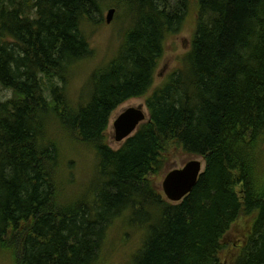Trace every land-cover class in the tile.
<instances>
[{
	"label": "trees",
	"instance_id": "obj_1",
	"mask_svg": "<svg viewBox=\"0 0 264 264\" xmlns=\"http://www.w3.org/2000/svg\"><path fill=\"white\" fill-rule=\"evenodd\" d=\"M114 6L127 8L123 40L78 99L88 28ZM190 16L191 49L150 94ZM1 90L0 255L12 264H101L118 222L142 239L130 264H230L220 255L240 216L253 221L231 264H264V0H0ZM143 96L149 120L112 149V112ZM65 137L95 154L87 187ZM169 144L205 160L180 202L152 180Z\"/></svg>",
	"mask_w": 264,
	"mask_h": 264
},
{
	"label": "rangeland",
	"instance_id": "obj_2",
	"mask_svg": "<svg viewBox=\"0 0 264 264\" xmlns=\"http://www.w3.org/2000/svg\"><path fill=\"white\" fill-rule=\"evenodd\" d=\"M109 8L111 9V7ZM109 8H105L100 20H96V22L93 23V26L88 28L89 41L94 48V55L90 60L80 64L71 88L73 95L81 100H83L87 91L84 90L90 86L91 74L96 69L106 66L111 61L116 55L123 40V29L128 22L124 20L127 8L125 6L124 12L123 8L114 6V17L111 22L108 23L107 17L110 10ZM193 35V16H190L179 33L167 38L164 53L158 63L157 70L155 71L153 86L149 92L150 94L153 89L163 85L166 79L177 70L182 63V58L184 62L186 54L191 49ZM10 94L11 93L8 90H1L0 93L2 98H8ZM146 99L147 96L130 98L121 103L112 112L105 131L106 143L109 147L117 150L125 142V140L121 142L116 140L114 123L126 109L130 107H142L146 114V121L149 120L150 115L146 105ZM63 149L66 161L69 162L68 165L73 176L82 186L87 187L90 180L93 178V171L96 163L94 152L88 149L85 145L77 144L74 140L67 137L64 138ZM165 158L166 164L164 165L163 170L159 174L154 175L152 180L166 199L167 197L162 188L164 179L170 171L183 168L184 165L192 159H200L203 162V170L205 169L204 158L190 155L180 148L175 147L173 144L168 145L165 152ZM262 160L264 161V155ZM262 166L263 169H261L263 170V173L259 174V179H262V182L264 183V163ZM262 185L264 186V184ZM252 221V216H240L226 234L224 249L220 255L221 259L226 263L231 264L232 260L238 253V249L243 246L242 244H244L250 233ZM129 233L130 235H127V232L120 231L119 222L112 228L109 240L110 245L108 249L105 247V250L103 251V261H101V264L132 263V258L134 256L133 252L139 245H141L140 242L142 239L138 233ZM115 245L116 247L114 248ZM0 264L12 263L10 258H8V255H0Z\"/></svg>",
	"mask_w": 264,
	"mask_h": 264
},
{
	"label": "water",
	"instance_id": "obj_3",
	"mask_svg": "<svg viewBox=\"0 0 264 264\" xmlns=\"http://www.w3.org/2000/svg\"><path fill=\"white\" fill-rule=\"evenodd\" d=\"M115 9L111 8L107 22H111ZM146 121V114L142 107H130L126 109L115 121L116 140L121 142L131 137L137 131L139 125ZM203 162L200 159H192L181 169L170 171L163 182V192L171 202L182 201L196 185L203 173Z\"/></svg>",
	"mask_w": 264,
	"mask_h": 264
}]
</instances>
